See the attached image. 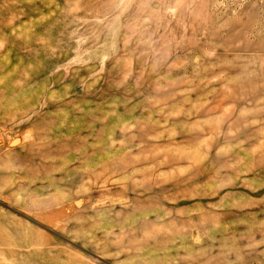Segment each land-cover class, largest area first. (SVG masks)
Returning <instances> with one entry per match:
<instances>
[{"label":"rangeland","instance_id":"rangeland-1","mask_svg":"<svg viewBox=\"0 0 264 264\" xmlns=\"http://www.w3.org/2000/svg\"><path fill=\"white\" fill-rule=\"evenodd\" d=\"M0 264H264V0H0Z\"/></svg>","mask_w":264,"mask_h":264}]
</instances>
